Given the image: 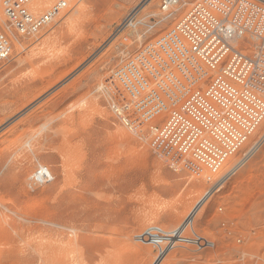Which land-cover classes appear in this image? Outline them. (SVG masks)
<instances>
[{
  "label": "rangeland",
  "instance_id": "rangeland-1",
  "mask_svg": "<svg viewBox=\"0 0 264 264\" xmlns=\"http://www.w3.org/2000/svg\"><path fill=\"white\" fill-rule=\"evenodd\" d=\"M65 1L51 26L18 37L0 0L12 45L0 66V264H264V126L211 175L148 126L128 128L102 90L191 6L168 17L162 0ZM40 165L53 181L33 186Z\"/></svg>",
  "mask_w": 264,
  "mask_h": 264
},
{
  "label": "built area",
  "instance_id": "built-area-1",
  "mask_svg": "<svg viewBox=\"0 0 264 264\" xmlns=\"http://www.w3.org/2000/svg\"><path fill=\"white\" fill-rule=\"evenodd\" d=\"M32 3L2 0L18 37L40 33L67 7L60 0L37 15ZM189 6L168 32L124 60L102 90L112 111L136 134L148 126L151 136L216 175L264 123V3L162 0L161 12L169 17ZM133 21H126V29ZM11 54L0 29V66ZM52 181L42 165L31 176L33 186Z\"/></svg>",
  "mask_w": 264,
  "mask_h": 264
},
{
  "label": "bare ground",
  "instance_id": "bare-ground-1",
  "mask_svg": "<svg viewBox=\"0 0 264 264\" xmlns=\"http://www.w3.org/2000/svg\"><path fill=\"white\" fill-rule=\"evenodd\" d=\"M151 1H152V0H149L148 3H150ZM262 1H264V0H262ZM262 3H263V2H262ZM131 19H132V18H131ZM124 28H125V27H124ZM81 37H82V36H81ZM81 37H80V38H81ZM47 50H48V49H47ZM16 52H17V51H16ZM43 52H44V51H43ZM36 53H37V52H36ZM40 54H42V53H40ZM47 54H48V53H47ZM42 55H44V54H42ZM48 56H49V55H48ZM66 57H67V56H66ZM59 58H60V57H59ZM53 59H54V58H53ZM57 59H58V58H57ZM44 62H45V61H44ZM58 62H59V61H58ZM46 63H47V61H46ZM64 63H65V62H64ZM41 65H42V64H41ZM37 68H38V67H37ZM37 68H36V69H37ZM68 71H69V70H68ZM65 72H67V71H65ZM67 73H68V72H67ZM65 75H66V74H65ZM61 77H62V76H61ZM61 77H60V78H61ZM55 80H56V79H55ZM48 81H49V80H48ZM52 82H53V81H52ZM55 82H56V81H55ZM50 83H51V82H49V84H50ZM48 88H49V87H48ZM85 95H87V94H85ZM80 96H81V95H80ZM83 97H84V96H83ZM83 99H84V98H83ZM80 100H81V99H80ZM77 101H78V100H77ZM85 101H87V100H85ZM78 102H79V101H78ZM83 104H84V103H83ZM87 104H88V103H87ZM94 104H95V103H94ZM91 105H92V104H91ZM75 106H76V105H75ZM81 106L83 107V105H81ZM74 108H75V107H74ZM95 108H96V107H95ZM77 110H78V109H77ZM57 116H58V115H57ZM58 117H59V116H58ZM52 118H53V117H52ZM56 121H57V120H56ZM263 126H264V123L262 124V126H261L260 128H262ZM260 128H259V129H260ZM259 129H258V130H259ZM59 130H60V129H59ZM258 130H257V131H258ZM69 131H70V130H69ZM51 132H52V131H51ZM55 132H56V131H55ZM57 132H58V131H57ZM61 132H62V130H61ZM61 132H60V133H61ZM52 133L54 134V132H52ZM70 133H71V132H70ZM55 134H56V133H55ZM58 134H59V132H58ZM255 134H256V133H255ZM60 135H61V134H60ZM67 135H68V134H67ZM63 136H64V135H63ZM56 137H57V136H56ZM38 138H39V137H38ZM30 139H31V138H30ZM65 139H66V137H65ZM32 140H33V139H32ZM34 142H35V141H34ZM35 143H36V142H35ZM112 143H113V141H112ZM36 145H37V144H36ZM162 148H163V147H162ZM117 149H118V148H117ZM133 151H135L134 148H133ZM75 155H76V154H75ZM81 157H82V154H81ZM74 158H75V157H74ZM71 159H72V158H71ZM74 163H75V162H74ZM72 164H73V162H72ZM72 164H71V165H72ZM71 169H72V168H71ZM69 173H70V172H69ZM30 178H31V177H30ZM31 185H32V184H31ZM73 258H74V257H73ZM75 258H76V257H75ZM100 258H101V257H100ZM77 259H78V257H77ZM66 260H67V259H66ZM98 260H100V259H98ZM102 260H103V259H102ZM68 261H69V258H68ZM72 261H74V259H72ZM78 261H79V260H78ZM104 261H105V259L103 260V263H105V262L107 261V259H106L105 262H104ZM84 262H85V261H84ZM84 262H81V264H84ZM107 262H109V261H107ZM107 262H106V263H107ZM85 263H86V262H85ZM103 263H102V264H103ZM79 264H80V262H79ZM98 264H100V261H99Z\"/></svg>",
  "mask_w": 264,
  "mask_h": 264
}]
</instances>
